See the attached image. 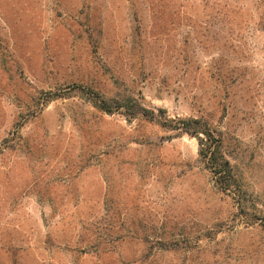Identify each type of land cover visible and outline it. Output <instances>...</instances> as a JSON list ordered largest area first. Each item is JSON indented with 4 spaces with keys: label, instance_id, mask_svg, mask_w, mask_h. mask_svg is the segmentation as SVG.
<instances>
[{
    "label": "rangeland",
    "instance_id": "rangeland-1",
    "mask_svg": "<svg viewBox=\"0 0 264 264\" xmlns=\"http://www.w3.org/2000/svg\"><path fill=\"white\" fill-rule=\"evenodd\" d=\"M176 117L264 210V0H0V264H264Z\"/></svg>",
    "mask_w": 264,
    "mask_h": 264
},
{
    "label": "trees",
    "instance_id": "trees-1",
    "mask_svg": "<svg viewBox=\"0 0 264 264\" xmlns=\"http://www.w3.org/2000/svg\"><path fill=\"white\" fill-rule=\"evenodd\" d=\"M90 100L98 111L108 115L118 112L123 114L127 119L138 116L148 117V115H151L152 118L155 115L152 110L142 107L138 100H133L132 104L129 103L131 101L124 103L119 100L106 99L98 93H94ZM159 117L162 118L163 115L159 114ZM164 119V122L160 124L163 128L178 131L198 141L199 156L213 174L215 185L220 191L229 194L237 202L239 221L244 227L260 232L264 238V210L255 204L250 207L243 200L244 192L234 166L226 155L222 135L217 130H214L210 124L201 119L179 117ZM170 244L171 242L167 241L159 242L161 249L164 250H170Z\"/></svg>",
    "mask_w": 264,
    "mask_h": 264
}]
</instances>
